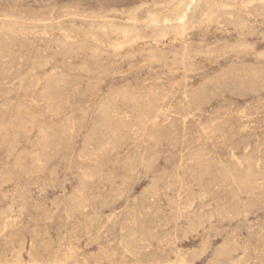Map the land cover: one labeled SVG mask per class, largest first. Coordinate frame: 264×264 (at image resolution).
<instances>
[{
	"label": "rangeland",
	"instance_id": "obj_1",
	"mask_svg": "<svg viewBox=\"0 0 264 264\" xmlns=\"http://www.w3.org/2000/svg\"><path fill=\"white\" fill-rule=\"evenodd\" d=\"M181 6L0 0V264H264V0Z\"/></svg>",
	"mask_w": 264,
	"mask_h": 264
},
{
	"label": "bare ground",
	"instance_id": "obj_2",
	"mask_svg": "<svg viewBox=\"0 0 264 264\" xmlns=\"http://www.w3.org/2000/svg\"><path fill=\"white\" fill-rule=\"evenodd\" d=\"M182 1V8L179 11H167V10H154V11H150V23H155V24H159V23H165L166 25H168L169 28H171L172 30H174L175 33H180L182 31H186V27H187V12L190 8V5L192 4V2H194V0H180ZM147 3V2H146ZM149 3V2H148ZM152 5V3H151ZM140 6V5H139ZM138 6V7H139ZM64 11V10H63ZM111 11V10H110ZM78 12V11H77ZM64 14V13H63ZM90 14V13H89ZM52 15V14H51ZM83 15V14H82ZM94 15V14H93ZM149 16V15H148ZM90 17V16H89ZM39 18V17H38ZM91 18V17H90ZM104 19V18H103ZM106 19V18H105ZM120 18L116 19V20H112V21H107L106 23L109 25H114V21H116V23L118 24V26L120 27H128L130 24L126 23V22H122ZM129 19H135L133 16L129 17ZM211 20V19H210ZM241 24V23H240ZM184 32H182L183 34ZM181 34V33H180ZM181 34V35H182ZM3 36V35H2ZM5 39V38H4ZM143 39V38H142ZM65 44V43H64ZM112 46V45H111ZM113 48V47H112ZM119 48V47H118ZM96 50V49H95ZM1 53V52H0ZM3 53V52H2ZM6 53V51H5ZM4 53V54H5ZM227 54V53H226ZM3 55V54H2ZM153 56V55H152ZM146 57V56H145ZM144 57V58H145ZM152 58V57H151ZM217 58V57H216ZM149 60V59H148ZM153 61V60H152ZM181 62V61H180ZM172 67V66H171ZM174 67V66H173ZM184 68V67H183ZM181 70V69H180ZM185 70V69H183ZM188 70V69H186ZM182 71V70H181ZM52 75V74H51ZM219 80V79H218ZM48 84V83H47ZM48 88V87H46ZM49 89V88H48ZM145 93V92H144ZM151 93V92H150ZM153 93V92H152ZM146 95V93H145ZM148 96V95H147ZM146 96V97H147ZM150 96V95H149ZM154 96V95H153ZM183 97H185L183 95ZM162 99V98H161ZM165 99V98H163ZM160 101V100H159ZM162 101V100H161ZM166 101V100H165ZM185 101V100H184ZM57 102V101H56ZM147 102V101H146ZM158 102V101H157ZM156 102V103H157ZM158 104V103H157ZM152 105V103H151ZM150 105V106H151ZM103 106V105H102ZM109 107V106H108ZM154 107V106H153ZM167 107V106H166ZM108 109V108H106ZM45 111V110H44ZM157 111V110H155ZM154 111V112H155ZM163 111V110H162ZM153 112V113H154ZM113 114V113H112ZM148 115V114H147ZM156 115V113H155ZM154 117V116H153ZM121 121V120H120ZM138 122V121H137ZM109 129V128H108ZM124 129V128H123ZM109 135V134H108ZM107 137V136H106ZM116 138V136H115ZM258 160V158H257ZM235 161V159H234ZM238 163V162H237ZM236 163V164H237ZM256 164V163H255ZM249 169V168H248ZM258 169V168H257ZM83 177V176H82ZM101 177V176H100ZM245 177V176H244ZM90 178V177H89ZM232 180V177H231ZM242 180V179H241ZM237 189V188H236ZM66 203V202H65ZM72 213V212H71ZM6 221V220H5ZM4 221V222H5ZM9 221V220H8ZM2 223V222H1ZM127 223V222H126ZM4 224V223H3ZM128 224V223H127ZM2 225V224H1ZM3 227V226H2ZM146 242V241H145ZM144 243V241H143ZM126 250V249H125ZM263 254V253H262ZM233 260V259H232ZM260 260V259H259ZM229 262V261H228Z\"/></svg>",
	"mask_w": 264,
	"mask_h": 264
}]
</instances>
